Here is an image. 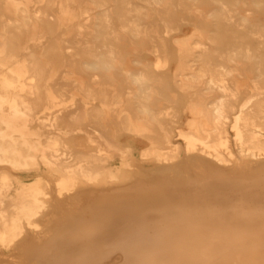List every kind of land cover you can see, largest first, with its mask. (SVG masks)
<instances>
[{"label": "bare ground", "instance_id": "bare-ground-1", "mask_svg": "<svg viewBox=\"0 0 264 264\" xmlns=\"http://www.w3.org/2000/svg\"><path fill=\"white\" fill-rule=\"evenodd\" d=\"M34 1L0 0L1 255L75 198L37 264H264V0Z\"/></svg>", "mask_w": 264, "mask_h": 264}, {"label": "rangeland", "instance_id": "rangeland-1", "mask_svg": "<svg viewBox=\"0 0 264 264\" xmlns=\"http://www.w3.org/2000/svg\"><path fill=\"white\" fill-rule=\"evenodd\" d=\"M39 7H41V3L33 0V2L31 3V6H30V10H31V12H34L35 8L38 9ZM99 29L101 30V28H99ZM9 30H12V28H10ZM67 31H68L67 29L61 28V29L55 30L52 35H49L44 30L43 33H44L45 38L37 39L35 41H30L29 43L23 45L20 48V50L18 51L19 55L24 56V55H28V54H34L35 52H37L39 50V47H46L47 44H50V43H59L61 45V47L64 48L62 50V52L64 54H66V52H68L69 50H76L79 45L76 44L72 40V38H71L72 34L66 35ZM75 31H76V28L72 29L70 32L74 33ZM123 31H125L124 28H115V30H114V32L118 33V34H122ZM199 35H200L199 31L194 30L191 33L187 32L181 36L184 39H187L190 42V47L193 48L196 45L197 38L199 37ZM181 36H179V37H181ZM91 42L92 41L89 42V45H91ZM165 43L169 44L170 40L165 39ZM94 46H99V44H95ZM125 46H126L125 52H127V55H131V53L135 52V51L131 52V50L137 49L139 51L140 57L146 63H148L150 66L153 65L152 63H153L154 59H153L152 54H150L149 52H144V49L142 48V44H132L129 41H126ZM171 53L173 54V57L172 56L170 57L167 69H169L170 71H173L175 68V65H176L175 56L178 55L177 54V48H171ZM55 58L57 59V57H55ZM61 83H64V81H62ZM57 96H58L57 99L54 100V103H55L54 107H52L53 103H51V102H50L51 105L47 104V103L46 104L43 103V105H45V106H48V107L50 106V110H48V112L58 109L59 108L58 106L67 100V98L69 97V94H67V93L63 94V96L60 97V95L58 93ZM186 117H187V115H186ZM180 119H181V122L184 123L185 116L182 115L180 117ZM78 140L81 141L82 139H78ZM135 142L139 148L143 147L142 142H140V141H135ZM73 201H74V203H73ZM68 202L69 203L65 202L63 204L62 210H58V211L55 210V212H59V213L53 214V216L50 219L51 221H49V222H47V220L41 221L40 229H42L43 233L40 236H39V234L37 235V233L30 234L27 239L22 240L20 243H18L15 246L14 249H10L9 252L5 253L3 256L0 253V255H1L0 256V264H37L35 259L28 256V252H30L29 250L32 249L33 247L42 248L45 245V243L47 242L48 238H50V236L53 235L52 233L54 232V230L59 229L62 225H64L67 222L68 218L69 219L72 218L69 216L73 215V212H75L74 215H76V213L79 212V210H76V209L80 208V206L82 207L81 204H83V202L80 201V199H75V198L72 199L71 201H68ZM76 205L77 206L79 205V206L77 207ZM64 209H66V210L64 211ZM70 211H71V213H69ZM37 236H39V237H37Z\"/></svg>", "mask_w": 264, "mask_h": 264}]
</instances>
